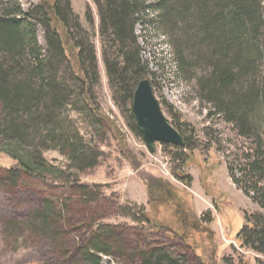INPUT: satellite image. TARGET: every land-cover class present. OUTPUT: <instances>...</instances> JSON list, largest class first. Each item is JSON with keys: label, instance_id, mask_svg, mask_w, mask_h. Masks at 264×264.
Segmentation results:
<instances>
[{"label": "rangeland", "instance_id": "obj_1", "mask_svg": "<svg viewBox=\"0 0 264 264\" xmlns=\"http://www.w3.org/2000/svg\"><path fill=\"white\" fill-rule=\"evenodd\" d=\"M16 1L23 11L40 2ZM69 2L81 26L93 33L98 83L89 94L90 100L124 133L125 144L139 166L131 168L111 130L82 104L76 96L77 85L61 69L58 81L65 80L67 103L54 111L52 123L39 125L38 132L28 127L20 145L0 138V169L28 155L34 164L39 157L43 165L41 178L18 173L6 180L0 170V264H88L80 254L86 246L92 247L93 233L97 232L103 241L111 242L107 254L98 253L99 264H137L141 251L160 249L182 257L181 264H226L225 259L238 264L264 259L259 253L241 248L236 239L244 215L260 208L232 182L227 169L228 161L240 157L253 138L237 135L232 122L216 113L212 102L201 95V80L210 74V66L202 62L212 49L201 40L199 27H194L192 20L187 21L189 29L182 25V11L177 10L182 8V0H165L163 4L174 9L170 22L176 19L178 25L158 23L160 10L155 7L145 11L141 19L144 24L137 23L134 33L162 112L187 137L191 149L158 142L150 148L128 127L108 85L96 6L92 0ZM208 7L216 10L220 4L210 2ZM87 11L92 26L86 21ZM191 13L189 10L186 15ZM196 38L201 55L195 58L193 53L197 51L181 44L188 39L193 47ZM36 39L46 49L40 24L36 25ZM262 43L264 25L254 40L255 46ZM254 66L247 80L259 87L264 73L260 61ZM2 110L0 103V121L5 116ZM258 118L256 134L264 137V113ZM72 146L79 151L78 157L71 156ZM180 173L189 178L188 184L178 179ZM147 176L170 184L161 202L156 198L149 202L143 181ZM73 183L86 185L88 197H81L71 186ZM45 203L52 206L56 216L61 213L59 220L66 234L62 232L59 242L53 237L52 217L46 230L29 223L38 213H46ZM140 207L148 213L151 225L139 213ZM93 225L107 228L106 233V229L88 232Z\"/></svg>", "mask_w": 264, "mask_h": 264}, {"label": "trees", "instance_id": "obj_2", "mask_svg": "<svg viewBox=\"0 0 264 264\" xmlns=\"http://www.w3.org/2000/svg\"><path fill=\"white\" fill-rule=\"evenodd\" d=\"M92 2L99 18L101 57L112 99L128 127L141 136L131 111L132 94L137 82L147 78L151 72L141 56L134 33L135 25L140 21L144 24L141 19L145 11L156 7L160 10L158 23L174 27L178 25L176 19L170 22L174 9L163 7L165 0L154 3L147 0ZM210 2L220 4V8L217 11L210 9ZM181 5L182 8L177 10L179 13L182 11L184 28L189 29L187 21L192 20L194 27H199L201 40L207 42L209 50L212 49L210 54L204 55L206 61L202 62L210 66V74L201 80V95L212 102L216 113H222L227 121L232 122L237 135L245 139L253 138L251 146L242 151L240 157L235 155L234 161H228L227 169L232 182L260 208V211L244 215L245 222L236 239L241 248L264 256V137L256 134L255 127L256 119L264 113V82L256 87L247 80L250 71L256 67L254 63L258 61L264 73V43L262 46L254 45L255 35L264 25V0H182ZM189 10L192 13L187 16ZM86 21L92 26L89 11ZM37 24L44 29L46 49L37 42ZM92 37V31L83 28L78 16L72 12L69 0H40L39 4L26 11L16 0H0V103L5 113L0 121V138L20 145L25 141L28 127L38 132L39 125L52 123L54 111L67 103L65 80L61 78L58 81V74L63 69L77 85L78 99L89 108L95 119L111 130L121 155L135 170L139 163L126 146L124 133L89 97L98 83ZM190 44L188 39H183L181 46L199 50L198 41L193 47ZM197 52L193 53V57L201 55ZM174 128L184 137V148L191 149L183 132L178 127ZM70 153L74 158L79 156L75 146L71 147ZM28 156L24 160H16L9 168L0 169L4 171L3 178L11 180L18 173L41 178V159L38 157V162L34 164ZM177 177L185 184L189 183L186 175L180 173ZM143 181L150 203L154 198L161 202L162 196L168 194L170 184L167 181L152 176L143 177ZM71 186L84 199L88 197L86 185L73 183ZM44 206L46 213H38L29 223L46 230L52 217L53 237L59 242L66 234L59 220L61 213L56 216L49 203ZM138 210L146 224L151 225L146 210L143 207ZM90 222L89 226L92 220ZM80 225L83 226V223ZM97 229L101 231L103 226L93 225L87 231ZM104 229L106 233L107 228ZM93 237L92 247L86 246L80 256L85 263L99 264L98 253L107 254L111 242L103 241L98 232L93 233ZM139 255L137 264L182 262V257L174 256L165 249L141 251ZM228 262L225 259L226 264H233ZM238 264H264V259L256 258L254 263L246 261Z\"/></svg>", "mask_w": 264, "mask_h": 264}, {"label": "water", "instance_id": "obj_3", "mask_svg": "<svg viewBox=\"0 0 264 264\" xmlns=\"http://www.w3.org/2000/svg\"><path fill=\"white\" fill-rule=\"evenodd\" d=\"M131 111L141 136L152 148L155 142L184 147V137L168 122L148 78L140 79L132 94Z\"/></svg>", "mask_w": 264, "mask_h": 264}]
</instances>
